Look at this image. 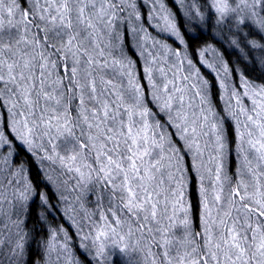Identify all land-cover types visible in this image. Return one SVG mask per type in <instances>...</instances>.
Listing matches in <instances>:
<instances>
[{
  "label": "snow or ice",
  "instance_id": "obj_1",
  "mask_svg": "<svg viewBox=\"0 0 264 264\" xmlns=\"http://www.w3.org/2000/svg\"><path fill=\"white\" fill-rule=\"evenodd\" d=\"M172 5L0 0V264H264V0Z\"/></svg>",
  "mask_w": 264,
  "mask_h": 264
},
{
  "label": "trees",
  "instance_id": "obj_2",
  "mask_svg": "<svg viewBox=\"0 0 264 264\" xmlns=\"http://www.w3.org/2000/svg\"><path fill=\"white\" fill-rule=\"evenodd\" d=\"M168 3H169L170 6L173 7V10H175V6L172 5V0H168ZM177 15H179V14H177ZM209 79H211V77H209ZM193 198H194V197H193ZM69 231H71V229H69Z\"/></svg>",
  "mask_w": 264,
  "mask_h": 264
}]
</instances>
